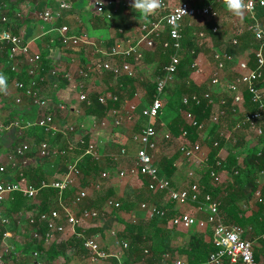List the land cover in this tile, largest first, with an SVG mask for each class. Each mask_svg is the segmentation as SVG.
<instances>
[{"label":"crops","instance_id":"1","mask_svg":"<svg viewBox=\"0 0 264 264\" xmlns=\"http://www.w3.org/2000/svg\"><path fill=\"white\" fill-rule=\"evenodd\" d=\"M1 2H4L5 5H7L5 9V13L9 15L10 22L8 23V27L13 31L14 34L21 37L27 42H30V49L31 52L40 53L42 56V60L40 61V69L37 73L40 74V76H45V80L40 81L38 92L40 96L46 98L50 103V109H54L53 111H56L57 107L56 105L58 103H65L67 106V109L65 111H58L64 113V115H73V116H59L60 118L64 119L67 125H73L76 127L75 132H68V133H62L59 132L56 135H52L49 132L44 131L39 126H36V120L43 116L44 110L38 109L31 105V101L23 94L20 90H18L15 86V83L19 80H22L24 82H29L30 77L26 73V71H20V73H14L10 70L9 64H7L8 57V51L6 47L8 45L1 44L0 45V75H3L7 79L8 88L5 93H0V102H7L8 101L14 105L13 107L9 106L8 108H5L4 106L0 108V124H9L12 121L20 120L23 123L31 124V126L20 129V128H12L7 131L0 132V166H4L5 170L4 172H0V182L1 181H14L16 180L18 171L20 170L21 163L18 160L17 163H11L7 159V155L9 152L14 149L15 145H21L26 144L29 146L28 150V159L29 164L33 168H40L45 174L46 181H53L58 180L64 172H66L69 162L74 161L77 157L82 156V151L80 149H74L73 151H69L67 154L63 156H53V157H40L38 153V148L42 141H46L44 136L46 133H49V137L51 140L50 143L53 146H59L60 148L66 149L69 144L73 143V141L80 137L85 138L88 141H99L101 143L100 150L102 153V158L99 161H96L94 158L91 157V160L97 163L99 166L97 169L90 170L89 174H84V178L80 180V182L72 186L70 190L66 192V201L67 203H71V199L69 198L70 194H76L77 196L84 194L83 196V202L82 206L73 208L76 209L77 214H80V212L85 209H102L106 208V202L105 201L100 208H96L97 204H100L101 200L99 198V194H107L109 199L113 200H121L126 201L125 208L121 212L115 211V209L108 208V217L104 216L100 219H93L86 221L84 223V228L86 230V233H93L95 234V238H97V241L99 242V245L106 251H111L114 253L120 252L118 248V244L116 243V235L113 234L108 236L106 233L109 231L114 230L115 228H121L122 221H128V222H140L145 219H150V217L147 215L146 212H143L140 210V204L141 202H149L147 199L139 200L138 197H143L144 194H147V191H149L146 187V179L139 175V176H132L130 174H127L125 176L119 175L121 169H128L134 164V158L135 155L139 149V143L134 139L131 138V133H135V126L139 123L140 124V130L149 123L148 118L144 116V110L146 107L152 102V100L148 103L146 101L147 97V91L140 86L138 89L139 93H135L134 97L132 99L133 104L136 106V109L134 113L130 112L129 107V100H125V104L121 105L119 107L120 109V116L122 117L123 121L122 124L119 125V128H122L120 130L119 134L113 130L111 132L110 128L111 125H116L114 121V117L108 112L103 115L102 117H96L95 115H88L85 112L84 103L79 100V91H83L88 96L90 94L97 92L94 90H91V86H93L94 83H98V85L101 88V91H103L102 95L104 93L109 92V89L112 87H109V84L115 83L118 79H116L111 73L109 72H100L96 69H94V63L97 61L96 56L94 55L91 48L88 47H77V46H71L67 45L63 39H61L58 35L57 29L61 27L62 25H68L72 32L75 33H81V32H87L92 38L97 39L104 48L110 49L117 39L120 38L119 34L117 33L116 28L118 27H125L127 22L131 20L141 21L143 16L136 14L133 9L128 11H118L114 14V17L112 21H106L102 16L97 15L94 13L90 7V0H66L69 3L73 5L72 9L64 10L61 8V2L62 0H0ZM225 8L224 5L219 6ZM45 9H50L52 11L60 13V17L55 20L51 21H43L40 20L38 15L40 12H43ZM226 9V8H225ZM35 10H39L38 14H36ZM35 12V15L33 14ZM256 15V14H255ZM257 16V15H256ZM218 19L211 20L213 25L216 23ZM250 22V15H246L243 19L239 20V29H233L234 35L239 39L241 42V53H234L232 52V60H230L229 63H226V66L224 69L219 73L221 77V82L218 86H213L209 84L211 82V79L208 81L201 80V78H192V80L195 82L197 86L201 89V93L205 91H211L214 103L213 106V113L211 117H217L218 121H214L213 118H207L203 121L206 122V130L204 132L199 133L200 139L198 142H200L203 146V152L208 155V152L206 150V147L208 146L209 140L213 139L214 137H217L216 134L219 136L217 137L218 140L220 138H224V145L219 151V155L225 165V163H228L231 153H235L237 150H232L233 143H235L234 140H236L235 136H239V134H244V144L243 148L240 149V156L239 161L240 163H243L244 156L246 155V150L249 147H253L249 143L248 135L246 134L247 130L250 131L249 128L246 126H237L238 121L244 116L246 113H249L248 110V104L244 102V106H239L236 113H233V111L226 114L227 117H224L225 115H219V110L222 107L220 105V101L223 99H226V105L229 103L232 107H236L234 104L235 102L232 100L233 93L228 89V85L231 84L236 80V78L239 76V68H238V61L242 58V61L248 60L250 63V66H254V49L255 44L257 43L251 34L247 30V26ZM186 26V24H185ZM184 26V27H185ZM3 25H0V28H3ZM130 33V31H128ZM127 33L126 35H128ZM194 32L190 33L193 34ZM207 34V32H205ZM134 37V33L132 34ZM228 33L223 32L222 35H220L217 42H210L208 45V48L210 51L208 53L210 54L207 56L206 50L200 51L198 57H197V63L198 66L196 68L197 72H194L196 75L201 73H216L217 71V55H223L227 52L229 49V42H228ZM132 37V38H133ZM193 37V36H191ZM251 43L254 45V47H250ZM8 48V47H7ZM228 60V59H227ZM226 61V59H225ZM51 70H56L59 77L58 86L54 87L51 78L48 77ZM84 73V74H83ZM99 73H107L110 74L114 81L111 83L105 82L102 80ZM214 76V75H213ZM74 81L78 87L76 89H73L70 84L71 81ZM108 86V88L106 87ZM115 86V85H114ZM113 86V87H114ZM241 88L244 89V86L241 85ZM264 90V88H263ZM100 92V91H98ZM245 93V92H244ZM243 93V94H244ZM140 94V95H139ZM21 96L23 99L22 104H17L15 102V99L17 97ZM141 96V98H139ZM131 97V98H132ZM10 104V105H11ZM225 105V107H226ZM224 107V106H223ZM78 109L79 111L82 110L81 113L77 114L74 112V109ZM185 110V109H184ZM227 110L229 111L230 108L228 107ZM68 111V112H67ZM45 113V112H44ZM131 116L129 119L128 116ZM183 120H184V114H181ZM221 118V122H220ZM171 120H164L162 119V116L151 120V123H154L157 127V129L160 132H165L167 130L171 131L170 124ZM185 121V120H184ZM262 121V120H261ZM260 121V124L262 126V122ZM264 122V119H263ZM186 123V121H185ZM207 123H212L210 129L208 128ZM225 123V124H224ZM160 124V127L158 126ZM217 125V128L214 130V133H211L213 131L214 125ZM232 125V127L230 125ZM112 125V126H113ZM226 125V129L222 126ZM99 126V128L97 127ZM124 127V128H123ZM213 127V128H212ZM263 127V126H262ZM103 128L106 131L103 132ZM264 130V129H263ZM257 133L256 131H254ZM173 134V132H172ZM258 134V133H257ZM175 135V134H173ZM261 135V134H259ZM233 137V138H232ZM177 138V137H176ZM100 139V140H98ZM178 139V138H177ZM107 141L113 147H118V149L125 147L128 151V158L129 160L126 161L127 163H120L115 164L119 162H111L109 159H111L110 154L114 152H109L106 149L107 144L103 145V141ZM180 140V138H179ZM160 146L156 152L155 158H159L164 155L172 156L176 155V159L174 161L175 166V172L172 176V179L174 180V186L176 188H184L189 186L191 183L190 180H192L194 177L196 179L203 178L204 173L206 172V168H208V162L204 163L200 168H197L195 170V176L189 177V171L191 170V167L189 164H187L184 159L182 158V155L180 154L177 146V151L174 150H168V148L163 147L165 142L161 140ZM48 142V141H47ZM257 144V142H256ZM255 144V145H256ZM249 145V146H248ZM110 148V147H109ZM112 148V147H111ZM246 148V149H245ZM106 150V153L104 151ZM164 149V150H163ZM245 149V151H243ZM236 155V154H235ZM66 156L67 158H65ZM106 156V157H105ZM88 156H83L81 158V161L83 162L84 159ZM70 159V160H68ZM112 160V159H111ZM107 161V162H105ZM115 166L117 168H115ZM219 167V166H217ZM222 167V166H220ZM103 169V170H102ZM101 170V173L104 171H108L110 173V177L103 181L102 189H97L93 183L97 182L101 179L98 178L97 174H99ZM226 175V180L221 181L217 184H214V186H219L224 184V186H227V184L232 183L234 181V176L225 168H220V173ZM100 173V176H101ZM221 176V175H220ZM30 180V179H29ZM31 181V180H30ZM43 181V180H42ZM173 182V181H172ZM259 187L256 193L251 194V190L249 188H246V194L245 196L241 197L238 200V205L242 210L245 211V215L250 216L253 213L257 212L258 210V202L264 199V195L262 192V188H264V172H262L258 177ZM178 184V185H177ZM91 186L93 188L91 189ZM104 190V193L101 192ZM151 192V191H150ZM257 193H260V197L257 196ZM108 199V200H109ZM264 202V201H263ZM41 203V197L40 193L38 196L34 199H32L31 204H37L39 205ZM163 204H171L167 197L163 198L162 201ZM49 209L58 208V202H57V196L55 199H49L48 202ZM175 206L182 210V213H185L186 208H189L194 211L193 216L197 217L200 220H206L208 216V212L206 209H199L198 204L196 203H188V204H175ZM11 201L8 198L5 202L3 212L6 216L10 218V220H15L16 225H12L8 227L9 236L6 238V243L10 244L12 243L14 247V253L16 255L14 256V259L12 260L11 264H94L89 259L82 256V254H85L87 251L86 249H83L81 253L77 256H72V251L66 252L65 255L59 256L56 260L52 262L47 261H39L38 255L36 252L29 254L26 256L28 250L30 248L28 247V241L31 239V232H30V224L25 221V218L27 217V211L21 210L18 212L11 211ZM190 210V212H191ZM136 213L135 220H131L130 217L135 216L133 214ZM22 214V218L20 215ZM223 217V216H222ZM224 219V217H223ZM225 220V219H224ZM227 222V221H226ZM232 223V222H228ZM237 224V223H235ZM172 225V224H171ZM239 225V224H238ZM173 226V225H172ZM241 226V225H240ZM175 227L173 230V235L171 234V250L167 253H163L162 257L165 263H172L174 260L172 257L176 256V259H184L185 264L187 255L183 254L180 249H187L188 242L190 236H193L195 234L201 236L203 241L205 243L213 244V227L211 224H206L204 227L201 226H193L190 229H184L182 227ZM244 229V238L251 240L254 244V253L255 258L260 264H264V233L256 234L253 228V225L248 224L247 226H241ZM80 228V227H78ZM178 231H183V233L179 234ZM73 236L72 231H68L65 234H59L55 233V238L60 241H67L70 240ZM126 240V238H124ZM52 242V241H51ZM48 244H43L46 248L49 246ZM16 247V251H15ZM1 248V245H0ZM165 255H168V258L165 259ZM127 256L125 251H123L121 255V260L117 259H108L107 261H101L98 264H106L110 263L113 264L114 261H118L120 264H125L124 261L126 260ZM228 261V260H227ZM230 264H232L230 261H228ZM0 264H3L0 262ZM208 264V263H203Z\"/></svg>","mask_w":264,"mask_h":264},{"label":"built area","instance_id":"2","mask_svg":"<svg viewBox=\"0 0 264 264\" xmlns=\"http://www.w3.org/2000/svg\"><path fill=\"white\" fill-rule=\"evenodd\" d=\"M131 0H90V7L94 13L102 16L106 21H112L114 14L118 11H130ZM252 5V12L250 15V22L247 26V30L251 32L257 46L255 47L254 59L255 65L250 66L248 60L238 62L239 76L234 82L228 85V89L233 93V101L235 106L232 108L233 113H236L239 106H244L243 93L248 92L251 96V100L254 104L258 105V109L254 112L246 113L240 118L237 126H246L249 129L256 131L258 134H263V127L260 121L264 119V90L262 83H264V32L261 34V38L258 39L255 35L256 25H261L264 28V18H259L255 15V11L258 4L264 5V0H247ZM62 9H72L73 5L66 0L61 2ZM224 5V0H160V7L153 15L142 18L141 21L127 22L125 27L116 28L120 38L117 39L115 44L106 49L97 40L92 38L87 32L75 33L72 32L68 25H62L57 29L58 35L69 46H79L91 48L97 61L94 63V69L100 72H109L116 79H119L124 75H132L134 65L140 63L144 59V48H153L156 44V38L161 33L166 34L172 39L171 42L165 41L164 47L171 46L176 52L171 57L170 63L165 66L164 74L157 81V91L153 97L152 102L144 110V116L148 118L149 123L145 125L142 130L135 136V140L139 143V149L134 158V164L126 169H121L119 175L125 176L130 174L132 176H143L146 179V187L153 193L166 192L167 198L176 202L177 204L196 203L199 209H206L208 216L206 220H200L197 217L189 213H181L171 218V224L176 227H182L190 229L193 226L204 227L207 223L213 227V246L214 251L209 255L208 264H221L223 260L227 259L232 264H260L254 253V244L251 240L245 239L244 229L235 223H227L219 212V202L213 201L210 194H206L202 199L201 186L198 182L190 183L189 186L184 188H176L173 182L161 173L159 167L155 163L156 152L160 146L161 140L165 142H172L176 137L171 131L167 130L164 133L160 132L151 120L161 117L163 113V102L165 89L170 81L175 78L178 70V65L182 59V55L179 53L182 45V30L185 24L195 18H210L216 20L219 18V6ZM7 5L0 1V45H8V57L11 60L10 70L14 73H20V71H26L30 77V81L25 83L19 80L15 83V86L23 94L28 96L31 101V105L44 110V115L36 120V126H39L44 131L56 135L59 132H75L76 127L73 125H67L64 119L57 116V114L50 110L49 101L40 96L38 87L40 81L47 78L40 76L37 73L40 69V61L42 56L40 53L31 52L30 42L25 41L21 37L13 33V31L7 26L10 22L9 15L5 13ZM40 20L51 21L58 19L60 13L45 9L38 15ZM220 29L218 24L212 26L213 32H218ZM130 31V33L128 32ZM129 33L128 35H126ZM134 33V37L133 34ZM199 36L206 37L205 31H200ZM133 37V38H132ZM233 43L237 44L238 39L233 38ZM225 59L232 60V56L227 53L223 55H217V71L211 79L213 86H218L221 82L219 73L225 67ZM192 66L197 68L198 63L195 61ZM84 74V73H83ZM54 87L58 86L59 77L56 70H51L49 76ZM118 81V80H117ZM115 83L109 84V87L116 85ZM244 86V89L241 88ZM70 86L76 89L78 85L72 80ZM108 88V86H106ZM79 100L81 102H89V96L83 91H79ZM119 96L109 91L100 97V101L103 104H107L109 101L113 103L112 107L107 111L108 114L114 117L116 125L122 124V117L120 116V109L115 105L118 102ZM202 100H206L209 105L214 106V98L211 91H205L203 93H194L190 97H184L183 103L188 107L185 110L184 120L192 127H196L198 131L204 132L206 130V122H199L195 114L191 111L193 104H200ZM17 104H22L23 99L21 96L15 99ZM222 106L219 110V115H226L225 109L226 99L220 101ZM224 106V107H223ZM59 111H65L67 109L66 104L63 102L56 105ZM130 112L134 113L136 106L132 103L129 104ZM238 107V108H237ZM77 114L82 110L74 109ZM130 119L131 116L129 115ZM214 121H218L217 117L213 118ZM31 126V124H25L20 120L12 121L9 124H0V132L7 131L12 128L24 129ZM189 132L182 128L181 139L179 140L178 150L182 155L184 161L190 165L189 177L195 176V170L200 168L204 163L208 162V155L203 152V146L200 142H195L192 145L186 143L184 138H187ZM236 142V140H234ZM101 143L98 141H88L83 137L76 138L73 143L67 146V149L60 148L59 146H53L50 142L42 141L38 153L40 157H53L63 156L69 151L74 149H80L82 156L77 157L74 161L69 162L66 172L58 180L53 181H41L40 185L35 186L31 183L29 178L20 173L19 178L14 181H1L0 182V262L3 264H11L14 259V247L11 244L6 243V238L9 236L8 229L2 231L3 227H9L10 218L3 212L2 203L5 196L11 192H22L26 197L34 199L38 196L41 190L46 188H53L57 192V202L59 207L53 208L48 211L42 212L39 216L40 220L44 221L48 227L45 235H41L36 229L33 232V237L48 244L55 239V233L65 234L68 231H72L74 235L82 238V247L86 249V253L82 254L83 257L89 259L92 263L98 264L101 261H107L108 259L121 260L123 251H126L129 242L125 239L116 238V243L120 252L114 253L104 250L97 241V238L86 235V230L82 228L84 223L93 219H100L106 215L107 209H115L117 206L116 201L109 199L106 202V208L102 209H83L80 214H77L76 208L80 201L83 199L84 194L77 196L71 203L66 201V192L71 189L72 186L77 185L84 174L81 168V158L83 156H91L96 161L101 160L102 153L100 150ZM214 146L219 145L218 140L213 141ZM29 150V146L21 144L18 146L15 152L12 149L7 155V159L11 163H17L18 160L22 166L29 164V159L26 157V153ZM234 154L237 156L239 152ZM19 155V156H18ZM111 159L114 162H119L122 158L128 156V151L125 147H122L117 152L110 154ZM217 166H223V161L220 156L217 159ZM4 166H0V172H4ZM110 177L108 171L101 173V180L94 182L93 185L97 189H102L103 181ZM211 177H214L216 182H220L221 176L216 171H211ZM260 197V193H257ZM261 201V200H260ZM140 210L146 212L151 218L154 216H165L167 210L159 207L156 203L141 202ZM22 218V214L20 215ZM34 219H30V223H34ZM136 221V220H135ZM133 221V222H135ZM80 227L81 232H77V228ZM74 250V248H73ZM168 255H165V259ZM106 264H110L109 262ZM163 264H185L181 260H175L172 263Z\"/></svg>","mask_w":264,"mask_h":264},{"label":"trees","instance_id":"3","mask_svg":"<svg viewBox=\"0 0 264 264\" xmlns=\"http://www.w3.org/2000/svg\"><path fill=\"white\" fill-rule=\"evenodd\" d=\"M200 1L202 2V0ZM255 14L259 18H264V5L258 4ZM197 25H203L201 29L209 33L210 37L212 36L213 38H215L216 42L219 39L220 35L223 34L222 32H220V30L218 32H213V23L211 22L210 18L206 17L189 20L186 23V26L183 28L182 45L181 49L179 50V53L182 55V59L178 65V70L175 75V78L168 83L165 92L169 90V92L172 93V85H179V87L177 88V95L180 98V105L185 110L188 109V107L183 103L184 97H190L194 93H201V89L199 88V86H197L193 80H189L191 70L194 72L196 71V68H194L192 64L197 60V57L201 51L200 48L197 46L198 44L195 40V37L190 36V33L194 31L195 26ZM165 41H172V39L166 34V32L161 33V35L156 38V44L154 48L158 53V60L155 68V78H142L141 82H139L141 84L140 86H142L147 91V95L149 96L150 100H153V97L157 91V81L163 76L165 66L170 63L171 57L176 52L171 46L164 47L163 43ZM237 45L232 43L229 44V49L226 53L231 56L232 52L241 53L242 49L240 48L242 46L236 49ZM7 47L6 49L8 51L9 47ZM229 62L230 60L226 59L225 66L226 63ZM135 82V79L131 78V75H124L118 79L114 87L109 89V91H112L119 96L118 102L115 103L117 107H120L125 102V96H133L136 87L134 85ZM261 85L262 87H264V83H262ZM102 93L103 91H97L90 94L89 102H84L86 114L95 115L96 117H102L107 113L109 108L112 107L113 103L111 101H109L107 104L101 103L100 97ZM243 99L244 102L248 104V112H254L258 109V105L252 102L251 96L248 92H245L243 94ZM230 106L231 105L227 103L225 107L227 113L232 111ZM228 107L230 108L229 111L227 110ZM53 110L54 109L52 108L49 111ZM191 111L195 114L198 121L202 122L203 120L211 117L213 113V106L209 105L206 100H202V102L198 105L193 104ZM53 112L60 116H73L64 115V113L59 112L57 109ZM224 117L227 116L225 115ZM261 122L264 129L263 120ZM182 128L186 129L189 132L188 137L184 138L186 143L192 145L195 142L199 141L200 136L197 132V128L185 123L181 114L178 113L176 114V116L172 117L170 129L172 130L173 134L182 137ZM216 128L217 125L215 124L211 133H214V130ZM48 134L49 133H46V135L44 136L45 140L48 142L54 141L50 139ZM216 136L218 137L219 135L216 134ZM258 136L260 137L257 141V144L253 147H249L246 150V155L244 156L243 163H240L239 161L240 155L237 156L234 153H231L228 163H225V165L223 163L222 167H217V159L219 151L224 145V138L221 137L220 140H218L217 137H214L213 139L209 140L210 142H208V146L206 147L209 157L207 165L208 168H206V172L204 173L203 178L196 179V177H194L192 180H190L191 183L198 182L200 184L202 199L205 197L206 194H210L213 201L219 202V212L221 216L224 217L225 222L227 221V223H237L243 227L247 226L248 224H251L253 225L256 234L264 233V199L258 202L259 208L257 212L253 213L250 216L245 215V211L242 210V208H240V206L238 205V200L241 197L245 196V186L251 190V194L256 193L259 187L258 177L262 172H264V130L263 134H258ZM235 137L236 142L233 143L234 146L232 150L243 148L241 146H243L244 144V134L241 133L239 134V136L237 135ZM214 140L219 141L218 146L213 145ZM19 145L14 146L15 152L17 151ZM65 148L67 149V147ZM28 155L29 153L27 152L26 157H28ZM176 157V155H164L159 158H155V163L159 167L161 173H163L171 181H173V184L174 180L172 179V176L176 169L174 166V161ZM98 166L99 165L97 163L91 160V156L89 155L81 163V168L86 175L90 173V170L97 169ZM220 168H225L234 176V181L232 183L227 184V186H224V184L214 186V184H217L219 182H216L214 177H211V171H216L221 175ZM21 172L24 173V175H26L31 180V183L35 186L40 185L41 181L45 179V174L42 169H40L39 167L35 169L30 164H28L27 166H20V170L17 174L18 178ZM262 192L264 195V188H262ZM101 193L103 194L104 190ZM56 196L57 192L55 189H43L40 191L41 203L37 205L31 204L32 199L26 197L22 192L15 191L7 194L2 203V208H4L5 202L9 198L11 201V211L18 212L24 209L27 211V217L25 218V221L28 222L31 226V239L30 241H28L27 244L30 250H28L26 256L36 252L39 261H47L48 263L56 260L61 255H65L66 252L69 251H72L73 257L77 256L84 249L82 247L83 239L76 235L67 241L58 242V240L55 238L51 242V244L47 246V248L43 245V242H39V240L33 237V232L36 229H38L41 235H45V233L47 232L48 227L44 221L40 220L39 216L42 212L48 211L49 199H55ZM164 197H167L166 192L153 193L147 191V194H144L143 197H138V199H147V201L156 203L161 208H165L167 210L165 216H154L150 219H145L140 222L122 221L121 228H115L111 231L112 234L114 232L116 238H126V240L129 242V246L125 251L127 256L126 260L124 261L125 264L165 263L162 254L167 253L172 249L170 246V235H173V230H175V227L171 225V218L175 215L181 214L183 211L179 210L175 206V204H177L176 202L168 198L167 199L169 200V202H171V204H163L162 201ZM99 198L101 202L100 204H97L96 208H100V206H102V204L107 201L110 197H108L107 194H99ZM31 218L35 220L34 223H30ZM7 229L8 227H3L2 231L4 232ZM76 230L77 232H81L80 228H77ZM178 233L181 234L183 233V231H178ZM86 235L90 237L95 236V234L93 233H86ZM214 249L215 248L213 244L205 243L201 236L195 234L193 236H190L187 249L180 250L183 254L187 255V264H203L208 263L209 255L212 251H214ZM26 264H28V262ZM113 264L120 263L118 261H114ZM221 264L230 263L227 261V259H225Z\"/></svg>","mask_w":264,"mask_h":264},{"label":"rangeland","instance_id":"4","mask_svg":"<svg viewBox=\"0 0 264 264\" xmlns=\"http://www.w3.org/2000/svg\"><path fill=\"white\" fill-rule=\"evenodd\" d=\"M35 11H36V14H38L39 10H35ZM33 14L35 15V12ZM239 20H240V18L235 17L234 15H232L227 9L220 7V9H219V18H218V20L216 21L215 24H218L219 25L220 32L223 33L225 31V32L228 33L227 37H228L229 44H231V43L234 44L232 40H233V38H237L234 35L235 32H234L233 29H239L240 28L239 27ZM129 22L134 23L135 20H131L130 19ZM201 27H203V25H199V26L197 25V26H195V29L193 31L194 33L191 34V36L195 37V40L197 41V44H198L197 46L200 48V50L201 51L206 50V52H207L206 55L209 56L210 54L208 53V51H210V49L208 48V45L210 44V42H215L216 40L212 36L210 37V34L209 33H207L206 34V37H204V38L200 37L199 36V32L202 31ZM203 31H205V30H203ZM237 44H235V45H237L236 46V49H238L241 46V42L239 41V39H238V43ZM253 44H255V47L257 46V43H253ZM253 44L251 43L250 47H252V46L254 47ZM157 60H158V53H157V51L155 50L154 47L151 48V49L144 48V59H143L142 62L137 63V64L134 65L133 74L131 75V78H134L135 81H136L134 83V85L136 86L135 87L134 94L135 93H139L138 92V89L140 88V85H141L139 82H141L142 78H155V68H156ZM242 60L243 59L241 58L238 62H241ZM7 64H9V66L11 65V60L10 59L7 60ZM195 72H197V71H195ZM99 75L101 76L102 80H104L105 82L111 83V82L114 81V78L110 74H107V73H99ZM213 75H214V73L211 74V73H208V72H205V73L203 72L201 74L199 73V74L196 75L194 73V71L191 70L189 80H192L193 77L194 78H196V77L199 78L200 77L201 80L208 81V80H210L213 77ZM209 84H211V82ZM172 86H173L172 87L173 88L172 89V93H170L169 90L164 93L163 113L161 115L162 116V119H164V120H167V119L168 120H171L172 117L176 116V114H178V113L179 114H182L183 113L185 115V110L180 105V103H181L180 102V98L177 95V88L179 87V85L178 86L177 85H172ZM91 90L101 91V88L98 85V83L96 82V83L93 84V86H91ZM134 94H133V97H134ZM125 97H126L125 99L129 100L128 104H130V103L133 104V101H132L133 97L132 98L129 97V96H125ZM139 98H141V96H139ZM146 101L148 103L151 101L148 95L146 97ZM10 104L11 103L9 101H8V103L5 102V101L4 102H0V108H2L3 106L5 108H8L9 106H11V107L14 106V105H12V104L10 105ZM124 104H125V102L123 103V105ZM0 121H2V120H0ZM112 125H111V128H110L111 132H113V130H115V132L117 134H119V132H120V130H122V128H119L118 125H113V126ZM207 125H208V128L210 129L212 123H207ZM158 126L160 127V124ZM222 126L226 129V125H222ZM230 126L232 127V125H230ZM97 127L99 128V126H97ZM135 130L136 131H135L134 134L131 133L132 140L134 139V135L135 134H138L141 131L140 130V124L139 123L135 126ZM102 131L106 133L107 130H105L103 128ZM245 131H246V134L249 136L248 137L249 143L254 146L256 144V142L259 140V137L260 136H258V134H256L254 132V130H252V129H250L249 132L247 130H245ZM174 136L177 137L178 139L176 138L172 142L165 143L163 145L164 149L165 148H168V150H169V148H170V150L177 151V146L179 145V138L181 139V137H179L177 135H174ZM98 140H100V139H98ZM103 142H104L103 145L104 144L105 145L107 144V147L108 146L110 147V148L108 147L106 150L109 151V152H111V153L112 152H117L120 149V148L118 149V147L117 148L116 147H113V145L110 146L111 143L107 142L106 140L103 141ZM240 149L241 148H238L237 151H240ZM245 149H243V151H245ZM106 150L104 149L105 153H106ZM64 157L67 158L66 156H64ZM68 160H70V159H68ZM109 160L111 162H113V160H111V159H109ZM128 160H129L128 157H124V158H122L120 160L119 163H115V164H120L121 162L122 163H124V162L127 163L126 161H128ZM105 162H107V161H105ZM115 168H117V167L115 166ZM100 173H101V170H100L99 174H97V176H99L98 178L101 177L100 176ZM224 180H226V175L223 172L221 174V181H224ZM90 187H91V189L93 188V186H91V185H90ZM76 197H77L76 194H70V196H69V198L71 200H74ZM115 201H116V204H117V206L115 207V211L121 212L123 210V208H125V206H126L125 205L126 201H121L119 199L118 200L116 199ZM82 203H85V202H83V199L80 201L79 206H82ZM190 210H191L190 208H189V210H188V208H186L185 213H189V214L193 215V212L194 211L191 210V212H190ZM107 214H108V210H107L106 215H105L106 217H108V215H109V214L108 215ZM133 215H135V216H133V217L131 216L130 217L131 220H135L136 217H137L136 216V213L133 214ZM137 218H139V215H138ZM16 221H17V219L11 220L9 226L16 225ZM106 234L108 236L112 235L111 231H109ZM10 244L12 245L11 242H10ZM172 259L174 261L175 260H181L182 262H184V259L183 258L182 259H176V256L172 257Z\"/></svg>","mask_w":264,"mask_h":264},{"label":"clouds","instance_id":"5","mask_svg":"<svg viewBox=\"0 0 264 264\" xmlns=\"http://www.w3.org/2000/svg\"><path fill=\"white\" fill-rule=\"evenodd\" d=\"M224 6L232 15L240 19L252 12V5L247 0H224ZM130 7L136 14L148 17L160 7V0H131ZM262 32H264V28L257 24L255 35L258 39L261 38ZM7 88L6 77L0 75V93H5Z\"/></svg>","mask_w":264,"mask_h":264}]
</instances>
